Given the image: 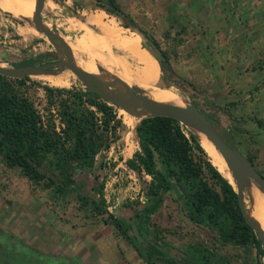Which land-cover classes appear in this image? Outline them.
I'll return each mask as SVG.
<instances>
[{
  "label": "trees",
  "instance_id": "obj_1",
  "mask_svg": "<svg viewBox=\"0 0 264 264\" xmlns=\"http://www.w3.org/2000/svg\"><path fill=\"white\" fill-rule=\"evenodd\" d=\"M98 6L128 18L132 22L128 26L134 25L116 0H98ZM163 53L167 61L162 62V70L173 73L170 59ZM31 64L39 62L25 59L10 66ZM28 78L31 77L0 75V159L7 167L19 169L33 186L56 198L72 194L82 209H91L94 216L107 215L104 222L127 238L149 264H156L151 258L171 264H227L226 258L202 246H191L188 257L178 260L170 255L169 247L158 234L149 239L150 215L161 208L165 194L173 191L194 224L218 232L224 244L255 247L258 255H264L233 185L208 159L199 136L193 131L188 134L185 125L170 117L142 119L137 132L140 150L127 160L130 168L144 170L152 177L148 188L150 203L144 210L136 211L131 222L113 214L105 194L106 181L100 173L104 167H98L97 162L99 154L111 148V135L118 138L122 127L119 108L89 90L46 86L48 100L42 110L22 88ZM230 134L227 131L228 141ZM248 156L255 163L254 157ZM134 223L143 241L136 237Z\"/></svg>",
  "mask_w": 264,
  "mask_h": 264
},
{
  "label": "rangeland",
  "instance_id": "obj_2",
  "mask_svg": "<svg viewBox=\"0 0 264 264\" xmlns=\"http://www.w3.org/2000/svg\"><path fill=\"white\" fill-rule=\"evenodd\" d=\"M116 1L123 11L131 16L134 25L128 26L132 23L128 18L111 14L98 6V0H46L43 16L49 27H56L65 36L75 52L78 63L95 67L100 65L110 77H112L111 68L114 71L123 69L125 73L133 76L132 86L147 88V79L138 76L142 75L143 66L133 54L131 49L133 46H122L117 40L114 41L113 36L129 39L138 50L148 55L149 59L157 60L149 47L148 39H152L169 56L174 52L175 44L182 38L180 33H177V27L172 20L170 7L172 0ZM21 2L30 9V0H21ZM0 17L6 24L16 20L24 26L32 27L40 37L32 44L25 42L23 37H16V41H12L10 36L16 33L14 28L7 37L1 36V45L16 51L8 52L11 54H8L6 59L0 60V66L16 64L21 62V58H34L41 62L56 60L54 46L44 34L34 28L30 22L32 16L29 18L15 16L12 12L0 8ZM97 18L103 24L107 23L110 30L103 28ZM112 29L115 30L110 32ZM172 75L174 82L167 77L159 64L157 84L172 85L170 88L181 95L184 105L195 102L204 110H208L206 103L199 99L203 97L200 90L191 86L187 79L182 78L175 71ZM61 77L68 79V83L52 84L49 77L40 75L25 79L22 88L38 107L44 110L47 102L44 90L46 86L84 88L77 76L69 70L61 73ZM209 113L214 118L221 119L222 124L230 129V123L226 118H221L217 112L209 111ZM118 117L122 119L118 138L114 139L111 135V148L99 154L97 165L104 167L100 173L106 181L105 194L109 210L131 222L135 212L144 210L151 201L148 188L152 177L132 170L127 164V160L140 150L139 138L134 127L138 119L135 118V125L130 130L123 120L121 109H118ZM185 131L188 134L190 132L186 128ZM234 141L239 146L240 139L237 135L234 136ZM207 156L211 161L208 153ZM248 201L249 198L246 197L249 208ZM107 217V215L94 216L89 208L82 209L75 195L56 198L33 186L29 179L21 175L19 169L7 167L0 159V237L13 243L20 250H28L32 254L28 264H51L39 259L46 254L43 248L45 237L55 234L52 243V250L55 251L62 244L60 235L66 234L67 229L77 231L83 227H100ZM149 224V239L158 234L162 243L169 247L170 255L178 260L188 257L191 246H202L217 256L226 258L227 264H264V255H258L255 247L245 249L224 244L218 232L194 224L187 216L182 201L175 191L165 194L161 208L150 215ZM111 228L115 227L111 225ZM115 230L117 231L116 228ZM59 254L58 251L51 252L49 258L57 261ZM23 262L25 259L21 258V264H27Z\"/></svg>",
  "mask_w": 264,
  "mask_h": 264
},
{
  "label": "crops",
  "instance_id": "obj_3",
  "mask_svg": "<svg viewBox=\"0 0 264 264\" xmlns=\"http://www.w3.org/2000/svg\"><path fill=\"white\" fill-rule=\"evenodd\" d=\"M170 7L182 37L168 56L173 71L203 93L199 99L209 111L227 119L229 131L240 139L237 147L253 156L264 174V0H172ZM3 20L0 17V26H5L0 27V38L13 28L12 41L23 37L32 44L40 38L30 26ZM1 42L0 60H4L16 50ZM54 235L45 237L46 254L39 257L51 264H149L106 223L67 229L55 250L60 253L57 261L49 258L55 252Z\"/></svg>",
  "mask_w": 264,
  "mask_h": 264
},
{
  "label": "water",
  "instance_id": "obj_4",
  "mask_svg": "<svg viewBox=\"0 0 264 264\" xmlns=\"http://www.w3.org/2000/svg\"><path fill=\"white\" fill-rule=\"evenodd\" d=\"M46 0H36L34 13L30 22L40 33L44 34L56 50V60L39 62V64L20 66H0V75L20 79L24 77L40 76L42 74L58 75L66 70L71 71L83 84L85 90L98 94L103 100L108 101L119 109H123L140 119L146 117L164 116L176 119L185 126H192L203 131L213 141L219 152L226 160L235 178L236 186L225 177L238 193L239 203L247 222L257 232L264 249V228L260 222L249 213L246 204L245 186L248 182L256 183L264 191V175L259 172L254 161L244 154L236 145L234 135L230 134L231 141L227 140V129L220 120L212 119L207 112L197 103H187L184 106L163 102L148 96L144 89L132 86L116 76L104 80L101 75L83 69L77 62L75 52L65 36L56 27H49L43 16ZM27 18V17H26ZM152 54L157 58L160 65L167 61L166 55L159 45L152 39H148ZM35 60V59H34ZM36 61V60H35ZM162 69V67H161ZM99 70L104 67L99 65ZM166 74L173 81L172 71ZM174 82V81H173ZM170 88L172 85H165ZM137 124L136 132H138ZM196 134V133H195ZM213 164V163H212ZM215 166V165H214ZM132 229L140 241L144 240L136 223ZM156 264H171L163 259H150Z\"/></svg>",
  "mask_w": 264,
  "mask_h": 264
},
{
  "label": "bare ground",
  "instance_id": "obj_5",
  "mask_svg": "<svg viewBox=\"0 0 264 264\" xmlns=\"http://www.w3.org/2000/svg\"><path fill=\"white\" fill-rule=\"evenodd\" d=\"M35 5H36V0H30V5H29L31 9L30 10L25 4L21 2V0H0L1 9L12 12L15 16H20V17L29 18L30 16H33ZM97 19L99 20V23L101 24V26H103V28H107L106 30H110V27L107 23L103 24V22H101L99 18ZM114 30L115 29H112L110 32H113ZM104 32L106 31L104 30ZM113 39L114 41L117 40L118 42H120L122 46H126V45L133 46V48H131L133 49V54L139 59V61L142 63V66H143V73L142 75H138V76H141L142 78L147 79V82H148V87L144 88V91L146 92L148 96H151L163 102H168V103H173L176 105L184 106V101L182 100V97L178 92H175L171 88H167L164 85L160 86L157 84V80L159 79L158 78L159 64L156 59L154 60L149 59L148 55L138 50L132 44V41H130L127 38H122L120 36L114 35ZM78 64L83 69L89 72L97 73L101 75L104 80L108 81L110 78L108 73L104 71H100L99 67H95L90 64H87V65H83L82 63H78ZM111 70H112L111 76L114 75L120 79H123L129 85H132L133 81L131 77L133 76H130L129 74L125 73L123 69L120 71H114L111 68ZM42 75L49 77V81L52 84L64 85L68 83V79L64 77L62 78L61 74H58V75L42 74ZM121 113L123 114V120L126 123L127 128L131 130V128L135 125L136 119H139V118L132 114H129L123 109H121ZM186 129L193 131L199 136L200 142L203 148L205 149V151L210 156L212 163L221 171V173L225 177L229 178V180L236 186L235 178L233 176L231 169L229 168L226 160L224 159L222 154L219 152V150L217 149L213 141L210 140L203 131L196 129L195 127L186 126ZM245 194L249 198V201H248L249 213L253 215L264 228V191L256 183L248 182L245 186Z\"/></svg>",
  "mask_w": 264,
  "mask_h": 264
},
{
  "label": "flooded vegetation",
  "instance_id": "obj_6",
  "mask_svg": "<svg viewBox=\"0 0 264 264\" xmlns=\"http://www.w3.org/2000/svg\"><path fill=\"white\" fill-rule=\"evenodd\" d=\"M32 254L28 250H20L13 243H10L0 237V264H21V258L25 259L28 264V259H31Z\"/></svg>",
  "mask_w": 264,
  "mask_h": 264
},
{
  "label": "built area",
  "instance_id": "obj_7",
  "mask_svg": "<svg viewBox=\"0 0 264 264\" xmlns=\"http://www.w3.org/2000/svg\"><path fill=\"white\" fill-rule=\"evenodd\" d=\"M29 79V78H28ZM82 89H84V88H82ZM44 90H45V94H46V97H47V100H48V96H47V90L44 88ZM85 90V89H84ZM55 112V111H54ZM56 117L58 116V115H55ZM100 123H101V121H99ZM132 170H134L135 171V169H132ZM137 171V170H136ZM142 173H144V174H146L147 176H149L144 170L142 171Z\"/></svg>",
  "mask_w": 264,
  "mask_h": 264
}]
</instances>
